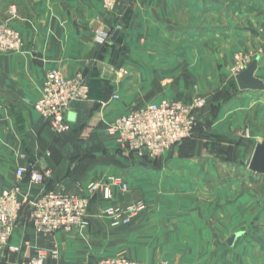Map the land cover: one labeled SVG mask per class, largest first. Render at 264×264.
<instances>
[{
	"label": "crops",
	"instance_id": "crops-1",
	"mask_svg": "<svg viewBox=\"0 0 264 264\" xmlns=\"http://www.w3.org/2000/svg\"><path fill=\"white\" fill-rule=\"evenodd\" d=\"M215 1L138 0L123 2L109 13L102 9L101 0H28V27L20 22L13 25L23 38L21 50L0 54V193L17 186L19 196L28 203L48 190L87 196L90 184L112 177L127 187L124 194L118 186L112 187L113 201L121 204L135 189L144 190L146 177L159 180L184 165L199 164L201 160L181 153L189 142L175 145L170 155L146 164L145 159L121 150L106 126L134 106L163 99L192 101V86L199 84L201 71H195L192 45L175 43L176 33L182 30L177 27L178 12L188 11L185 17L192 21L198 7L203 12L217 10L214 5L220 0ZM3 9L0 4V22L5 19ZM123 21L127 24L123 41L109 40L105 45L97 41V31L109 32L116 22L114 30L120 27L121 31ZM184 30L185 35L193 32L187 26ZM118 35L122 37V32ZM52 68L67 77L82 74L89 87L88 99L71 106L70 130L62 135L54 134L33 108L45 74ZM209 131L222 134L218 128ZM19 168L27 170L21 179L16 176ZM197 171L193 168L189 174ZM31 172L48 177L36 184L30 180ZM238 191H221L222 201L236 197L227 208L219 206L221 213L256 205V200L246 199L250 194L242 196ZM104 205L100 195L91 200L85 229L40 236L27 221L24 202L11 239L16 251H0V264H30L38 251L45 253L43 264H95L111 257L116 254L112 247L132 236L126 235V228L112 226L103 216ZM146 215L132 220L131 227L143 226ZM133 257L144 263L162 258L187 263L181 256Z\"/></svg>",
	"mask_w": 264,
	"mask_h": 264
},
{
	"label": "rangeland",
	"instance_id": "rangeland-1",
	"mask_svg": "<svg viewBox=\"0 0 264 264\" xmlns=\"http://www.w3.org/2000/svg\"><path fill=\"white\" fill-rule=\"evenodd\" d=\"M217 3V10L194 9L192 21L185 17L188 11L178 9L177 27L183 31L175 38L177 44L192 45L195 71L201 74L199 84L192 86L191 98L204 100L196 111L193 133L178 144L189 142L181 153L201 161L196 166L184 165L159 180L146 177L144 190L132 191L133 196L125 203H115L113 197L112 203L120 206L137 201L145 204L132 220L150 210L155 213L146 215V223L138 229L131 227L132 220L130 225L111 223L116 229L126 228V235L132 236L128 242L114 245L116 254L111 257L145 262L133 256H181L186 257V264H264V175L249 169L255 146L264 143V91H241L235 80L258 58L255 77L264 81V0ZM0 4L5 9L2 22L15 26L20 22L28 27V0H0ZM126 25L125 21L120 24L122 37L118 35L116 42L123 41ZM116 26L117 22L110 28V36ZM186 26L193 32L185 35ZM68 120L72 121L70 116ZM217 128L222 129V136L210 133ZM154 160L145 158V163ZM193 168L198 171L189 174ZM221 191L250 194L252 197L246 199L256 200V205L221 213L219 206L227 208L236 199L232 196L222 201ZM159 260L175 264L169 258Z\"/></svg>",
	"mask_w": 264,
	"mask_h": 264
},
{
	"label": "built area",
	"instance_id": "built-area-1",
	"mask_svg": "<svg viewBox=\"0 0 264 264\" xmlns=\"http://www.w3.org/2000/svg\"><path fill=\"white\" fill-rule=\"evenodd\" d=\"M136 1L138 0H101V7L105 12L110 13L123 2ZM14 13L11 8L10 14ZM96 39L100 44L108 43L109 32L97 31ZM22 46L23 38L19 30L8 21L0 22V54L17 53ZM88 93V83L82 74L67 77L58 69L52 68L45 74L40 96L33 108L54 134L62 135L70 130L68 114L71 106L86 101ZM203 105L204 100L198 97L190 103H184L178 99H163L158 103L132 109L117 117L106 126V131L124 152L140 159L154 160L165 157L176 144L191 136L197 123L196 111ZM26 172V169L19 168L16 176L21 179ZM46 177H48L46 173H30L31 182L36 184H42ZM113 186H118L122 193L127 192L126 185L112 177L106 182L90 184L87 196L48 190L40 192L28 203V200L19 196L17 186L2 191L0 193V251H16L11 244V239L26 201L27 221L29 220L34 232L40 236L87 228L90 202L98 195L105 202L103 216L110 219L113 225H128L144 210L145 204L142 201L124 206L112 203ZM45 257L43 251H38L30 264H43ZM95 264L171 263L166 260L144 263L117 256L102 258Z\"/></svg>",
	"mask_w": 264,
	"mask_h": 264
},
{
	"label": "water",
	"instance_id": "water-1",
	"mask_svg": "<svg viewBox=\"0 0 264 264\" xmlns=\"http://www.w3.org/2000/svg\"><path fill=\"white\" fill-rule=\"evenodd\" d=\"M120 32V27H117L110 40L114 42ZM258 67V58L252 60V62L240 72L235 80L241 91L245 90H263L264 91V81L256 78L254 76ZM249 169L260 175H264V143H260L255 146L251 160L249 163Z\"/></svg>",
	"mask_w": 264,
	"mask_h": 264
}]
</instances>
